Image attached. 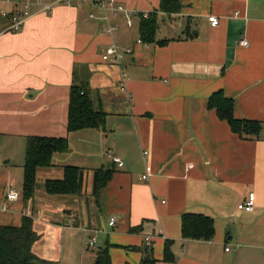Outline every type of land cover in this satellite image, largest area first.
<instances>
[{
  "label": "crops",
  "instance_id": "crops-1",
  "mask_svg": "<svg viewBox=\"0 0 264 264\" xmlns=\"http://www.w3.org/2000/svg\"><path fill=\"white\" fill-rule=\"evenodd\" d=\"M25 2L2 0L0 15V226L32 217L38 264H94L106 246L113 264L147 255L155 264H264V0H117L131 24L94 2L51 11L32 2L26 14ZM22 14V27L10 30ZM150 17L151 41L142 36ZM112 46L117 63L103 59ZM78 83L105 113L102 126L69 131ZM218 91L233 99L237 119L261 123L257 137H241L208 107ZM31 136L66 138L69 149L38 169L26 200ZM67 166L83 171L80 193H48L46 181L62 179ZM99 169L112 176L96 193ZM12 190L19 199H8ZM252 193L253 211L240 210ZM185 214L213 218L212 239L184 238Z\"/></svg>",
  "mask_w": 264,
  "mask_h": 264
},
{
  "label": "trees",
  "instance_id": "trees-1",
  "mask_svg": "<svg viewBox=\"0 0 264 264\" xmlns=\"http://www.w3.org/2000/svg\"><path fill=\"white\" fill-rule=\"evenodd\" d=\"M166 0H163L164 7ZM143 39L152 40L157 31V21L150 17L142 22ZM208 107L215 109L221 120L227 121L232 130L243 138H253L259 135L262 125L258 121L237 119L234 115V101L225 97L222 91L214 93ZM105 113L95 108L87 84H74L71 89L69 110V131L100 127L104 124ZM69 149L66 138L31 136L27 141L26 162L24 165V198L34 197L37 185V171L39 168L51 167L53 155L66 152ZM83 171L75 166L65 167L62 179L47 180L45 187L53 195H78L82 187ZM110 171L97 170L95 174V192L111 178ZM182 231L184 238L211 240L215 233L213 218L199 214H185L183 216ZM40 235L35 231L32 217H24L20 227L0 226V264H38L43 262L33 252L34 244ZM170 242H166L165 260L173 259ZM156 260L147 255L142 264H155ZM94 264H113L110 248L101 247L96 252Z\"/></svg>",
  "mask_w": 264,
  "mask_h": 264
},
{
  "label": "built area",
  "instance_id": "built-area-1",
  "mask_svg": "<svg viewBox=\"0 0 264 264\" xmlns=\"http://www.w3.org/2000/svg\"><path fill=\"white\" fill-rule=\"evenodd\" d=\"M74 1L75 0H56V2L54 4H43V0H26V2L23 4L24 5L23 12L25 14L28 12V9H29L30 5L32 4V2H37L38 4H40L42 6L43 11H51V10H53V7L55 4L71 6ZM81 1H83V2H94V3L98 4L107 15L115 16L119 12H124V13H126L128 23L129 24L132 23L131 17L127 13V10L120 3H118L117 0H81ZM5 14L6 13H5L4 9L2 8V0H0V15L4 16ZM92 17H94V16L92 15ZM24 21H25L24 14L19 15V17L16 19L14 25L11 27L10 30L18 31L22 27ZM210 22H211L212 26L219 25V19L215 16L210 17ZM113 30H114V28H110V32ZM241 44L244 46H247L248 42L246 40H243V41H241ZM120 58H121V54L119 53V51L117 50V48L115 46L108 48L106 53L103 55V59L105 61H108L111 63H117L120 60ZM113 159L120 167H123L124 163L122 162V160L120 158L113 157ZM146 178L147 177L145 176L144 179H146ZM8 199L10 201H15V200L19 199V193L17 191H13V190L10 191L8 194ZM254 206H255V194L252 193L249 195L248 201L239 205V209L247 211V212H251V211H253ZM110 225L111 226L116 225V220L114 218L110 220ZM147 241L150 244V238H147ZM96 243H97V239L92 238L89 242V246L94 247L96 245ZM226 250L229 251L230 248H227Z\"/></svg>",
  "mask_w": 264,
  "mask_h": 264
},
{
  "label": "rangeland",
  "instance_id": "rangeland-1",
  "mask_svg": "<svg viewBox=\"0 0 264 264\" xmlns=\"http://www.w3.org/2000/svg\"><path fill=\"white\" fill-rule=\"evenodd\" d=\"M165 25H167V23L165 24ZM160 27H161V32H162V34L164 33H166V27L167 26H163V24H161L160 25ZM12 177H14V176H12ZM11 177V178H12ZM22 173L20 172V171H18V174H16V176H15V180H16V182L19 184V185H21V183H23L22 181H23V179H22ZM92 248H94V249H96L97 248V244L94 246V247H92ZM85 264H90V263H85Z\"/></svg>",
  "mask_w": 264,
  "mask_h": 264
}]
</instances>
